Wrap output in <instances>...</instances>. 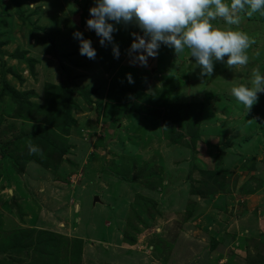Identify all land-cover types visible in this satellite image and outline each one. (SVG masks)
I'll return each instance as SVG.
<instances>
[{
  "label": "rangeland",
  "instance_id": "1",
  "mask_svg": "<svg viewBox=\"0 0 264 264\" xmlns=\"http://www.w3.org/2000/svg\"><path fill=\"white\" fill-rule=\"evenodd\" d=\"M22 1L0 0V264H264V93L247 112L230 94L264 73V15L212 21L254 43L247 65L215 62L208 77L187 49L131 63L135 25L117 26L114 58L86 27L94 0L53 12L59 43L47 1ZM77 30L94 60L70 48ZM98 45L115 65L97 89ZM206 81L213 116L192 142Z\"/></svg>",
  "mask_w": 264,
  "mask_h": 264
},
{
  "label": "clouds",
  "instance_id": "2",
  "mask_svg": "<svg viewBox=\"0 0 264 264\" xmlns=\"http://www.w3.org/2000/svg\"><path fill=\"white\" fill-rule=\"evenodd\" d=\"M241 13L251 17L264 15V0H94L89 8L86 27L93 31L101 47L111 46L113 57L119 59V45L114 41L118 25H135L140 32H131L127 49L130 62L148 66L149 58H156L160 47L167 46L178 56L185 49L194 58L202 76L210 77L215 62H223L229 69L247 65L246 50L252 41L248 34L231 27L214 26L221 18L225 25L240 23ZM79 54L94 60L96 49L90 38L77 30ZM128 83H134L131 73ZM264 93V73L254 71L248 83L231 88V96L249 111ZM29 153L40 151L29 144Z\"/></svg>",
  "mask_w": 264,
  "mask_h": 264
},
{
  "label": "crops",
  "instance_id": "3",
  "mask_svg": "<svg viewBox=\"0 0 264 264\" xmlns=\"http://www.w3.org/2000/svg\"><path fill=\"white\" fill-rule=\"evenodd\" d=\"M43 1H45V2L47 1L46 6L41 5L44 8V9H41L42 14L45 15L48 18V23L44 25V26L47 27V29H46L47 33L46 34L54 33V37L56 39H58L57 41L59 43V40L62 41L63 38L66 39L69 36L67 35V33L62 32V31H59L58 24H57L58 23V20H56L54 18L53 12L59 10V12H61V14H62L63 11L66 12V9L68 8V6L64 2V0H43ZM27 2H30V1H27ZM34 2H38V0H34ZM22 3L25 4V1H22ZM116 34H119V33L117 32ZM69 42H70V45H71L70 48H73V47L78 48V41L77 40L74 41L71 38L69 40ZM69 42H67V43H69ZM116 43L119 45V48H120V44H119L120 42H118V38H117ZM56 45H57V43H56ZM60 46L62 47V43L60 44ZM96 47L99 49V52L101 53L102 50H101L100 46L98 45ZM70 48H67V49H70ZM32 49H33V47H31V49H30V47H28V50L33 51ZM63 49H65V48H63ZM63 49L61 50V52L63 51ZM35 53H37V52H35ZM102 54H103V52H102ZM102 54H100V59L97 60L98 61L97 62L98 63L97 65L101 68L100 70L102 71V74H101L100 70L97 69L96 74L93 75L94 76V80L93 81H96L95 82L96 85H94V86L97 87V89L100 86L101 87H106V85H108V83H109L108 80L110 79L109 72H111L112 66L115 65V64L111 65L112 62H111V60L108 59V57L110 58V56H106L105 57V55L104 54L102 55ZM62 65H63V68L73 69L72 68L73 66L70 65V63L67 62V61L65 62V64H62ZM91 66H95V65L94 64H90V67ZM94 69H95V67L94 68H92V67L89 68V66H87V67H85V69H83V71L86 70L90 74H91V72L93 74V70ZM78 71H80V70H78ZM40 77L43 79V80H41L43 82V84H45L46 81L47 82L49 81V80H47L49 77L46 78L44 73H42V75ZM207 84H208V81L203 82V83L200 84V87H199V92L200 93L202 92V94H203L201 108L197 110V109H195L193 107L194 111L193 110H189V111H193V113H194L193 114V117H194V120H195V125L193 127L194 134H196L197 132L204 133L205 132L204 130L210 128L206 124H209L210 123V122L208 123V121H209V117L213 116V113H212L213 111H212V109L210 107V104H209L210 100H209L208 93L204 90V88L207 86ZM187 95H189L188 96L189 102H190V100L193 101V103H191V104H192V106H194V103L198 99V97L196 96L197 99H195V97L192 98L191 97L192 96V93H190V94L188 93ZM215 116H217V115H215ZM198 142L199 141H196L195 142V145H194V148L195 149H197ZM190 165H191V163H189V167H190ZM262 197H264V195L257 196V198H258L259 201H260V198H262ZM254 224H255L254 222L247 221V224L246 225H247V227L250 226L252 228V230L255 231ZM154 249H155V246H153V250Z\"/></svg>",
  "mask_w": 264,
  "mask_h": 264
},
{
  "label": "trees",
  "instance_id": "4",
  "mask_svg": "<svg viewBox=\"0 0 264 264\" xmlns=\"http://www.w3.org/2000/svg\"><path fill=\"white\" fill-rule=\"evenodd\" d=\"M181 114V113H180ZM196 138H197V135L196 134H193V138H191L192 139V142H194L195 140H196ZM127 237V236H126ZM126 237L124 236V240H126ZM135 238L133 237V236H128V240L130 241H132V240H134Z\"/></svg>",
  "mask_w": 264,
  "mask_h": 264
},
{
  "label": "water",
  "instance_id": "5",
  "mask_svg": "<svg viewBox=\"0 0 264 264\" xmlns=\"http://www.w3.org/2000/svg\"><path fill=\"white\" fill-rule=\"evenodd\" d=\"M96 201H98V198L97 197L94 198V202H96Z\"/></svg>",
  "mask_w": 264,
  "mask_h": 264
}]
</instances>
